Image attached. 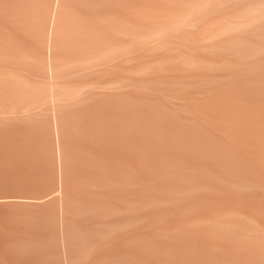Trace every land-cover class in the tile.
I'll return each instance as SVG.
<instances>
[{
  "label": "bare ground",
  "instance_id": "obj_1",
  "mask_svg": "<svg viewBox=\"0 0 264 264\" xmlns=\"http://www.w3.org/2000/svg\"><path fill=\"white\" fill-rule=\"evenodd\" d=\"M0 264H264V0H0Z\"/></svg>",
  "mask_w": 264,
  "mask_h": 264
}]
</instances>
